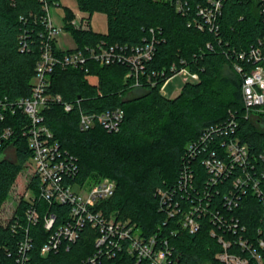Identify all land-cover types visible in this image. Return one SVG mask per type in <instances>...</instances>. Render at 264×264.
Segmentation results:
<instances>
[{"label":"trees","instance_id":"trees-1","mask_svg":"<svg viewBox=\"0 0 264 264\" xmlns=\"http://www.w3.org/2000/svg\"><path fill=\"white\" fill-rule=\"evenodd\" d=\"M55 1L60 0H49ZM204 1L188 0L187 13L183 14L171 0H77L80 10L89 17L95 11L107 14L106 32L74 28L70 25L73 11L65 7V29L72 32L79 47L102 41L110 45L139 44L149 36L150 28L156 30L160 42L153 59L147 62L145 73L139 77V85L134 77L126 76L129 66L118 61L100 65L91 60L82 68L57 66L50 75L49 90L62 94L66 101L76 102L80 98V102L70 112L56 102L43 111L54 137L77 157L79 179L92 181L109 176L117 181L116 192L103 202L105 211L130 219L145 236L166 235L178 264H218L214 254L220 248L209 233L207 221L196 233L179 230L170 235L175 226L170 222L164 224L165 215L159 211L156 191L178 181L188 142L197 138L206 126L225 120L230 111H237L242 139L255 152L264 146V116L260 119L263 126L244 117L242 79L232 64L236 50L249 48L264 34L262 0H227L219 27L202 30L195 26L193 18L198 4ZM42 10L40 0H14V3L0 0V98L15 100L32 91L41 54L37 33L41 27L33 14L39 16ZM23 34L29 49H21L19 36ZM174 62L197 71L200 79L187 82L179 94L169 98L160 92V85ZM163 71L165 75L160 74ZM138 90L139 93L129 96ZM116 107L125 111L119 131L109 132L100 124L88 130L79 128L80 110L99 112ZM25 121L20 111L0 119V131L6 126L14 129L11 142L15 149L14 159L0 151V207L31 154L21 134ZM194 169L200 182L205 170L198 162ZM39 205L42 215L50 208L59 219L68 210L66 205H49L45 200H40ZM26 206L27 202H22L9 222L0 224V264H20L17 247L25 235ZM239 214L249 230L254 231L259 216L255 201H247ZM16 219L20 224L14 230ZM29 231L33 242L30 264H79L95 252L96 231L90 226L83 229L76 241L45 255L41 248L50 230L45 228L43 217ZM96 264H136V260L120 253Z\"/></svg>","mask_w":264,"mask_h":264},{"label":"built area","instance_id":"built-area-1","mask_svg":"<svg viewBox=\"0 0 264 264\" xmlns=\"http://www.w3.org/2000/svg\"><path fill=\"white\" fill-rule=\"evenodd\" d=\"M40 1L43 13L39 16L33 14L35 22L41 27L37 31L41 54L35 67L32 91L15 100L7 96L0 98V119L5 114L15 115L17 111L25 116L21 134L31 151L23 165L27 179L24 194L27 206L23 217L26 224L25 235L18 242L17 261L30 264L33 242L29 228L43 217L45 228L50 230L41 248L44 255L57 251L63 244L76 241L83 229L90 226L96 231L95 252L79 264H96L120 253L133 256L136 264H178L179 259L166 235L160 237L156 233L145 236L130 219L105 211L103 202L114 195L117 181L109 176L92 181L79 179L77 157L63 148L54 137L43 113L54 102L61 103L67 112L80 102V98L76 102L66 101L62 94L49 90L50 75L57 66L82 68L87 67L91 60L100 65L118 61L129 66L126 76L134 77L136 85H139V77L145 73L147 62L153 59L160 42L156 30L150 28L149 36L142 43L131 46L110 45L102 41L84 47L76 44L64 49L57 39L65 26L55 25L50 14V7L60 5V1ZM171 1L175 2L177 11L187 13L188 0ZM226 1L205 0L198 4L193 18L195 26L202 30L218 28ZM11 2L14 3V0ZM260 12L264 15V0L260 4ZM70 25L79 30L93 29L90 18L85 17L81 20L73 17ZM19 38L21 49H29L26 36L23 34ZM207 46L212 47L210 43ZM181 63L185 61L181 60ZM232 64L242 79L244 117L252 120L258 118L259 121L264 116V34L249 48L236 50ZM160 74L165 75V71ZM177 74L185 75L188 80L200 79L197 71L174 62L170 66V74L160 85L161 93ZM79 117L81 130L100 124L109 132H117L125 111L121 107L99 112L80 110ZM239 118L237 111H230L225 120L206 126L197 138L188 142L178 181L159 187L156 191L159 211L165 215L164 224L170 222L175 226L170 229V235H175L179 230L196 233L207 221L209 233L220 247L214 254L218 264H264V146L261 151L255 152L242 139L239 135ZM13 134L11 126L0 131V151L5 156L8 150L14 148L11 142ZM195 162L205 170L200 182L195 174ZM226 177L230 179L226 180ZM40 200L47 201L49 205H66L68 210L62 213L60 219L50 208L42 215ZM250 200L255 201L259 214L254 231L249 230L239 214ZM18 221L16 219L13 224L14 230L20 224Z\"/></svg>","mask_w":264,"mask_h":264},{"label":"rangeland","instance_id":"rangeland-1","mask_svg":"<svg viewBox=\"0 0 264 264\" xmlns=\"http://www.w3.org/2000/svg\"><path fill=\"white\" fill-rule=\"evenodd\" d=\"M65 7H69L74 14V17L81 20V18H90L92 28L97 32H106L108 30V17L107 14L95 11L91 17H89L88 13L80 10L78 7L77 0H60V5H54L50 7V14L52 20L55 25L62 26L64 25V14H65ZM57 43L64 49L72 48L76 45V40L73 37V34L70 30L65 29L57 39ZM187 82H195L193 79H187L185 75L177 74L175 75L165 86L163 94L166 97L173 98L177 94L181 92L184 85ZM138 91H133L129 93V96H133ZM258 118L254 119L257 125L263 126L262 121H258ZM7 157L14 159L15 158V149L12 148L8 150L6 155ZM27 179L26 173L24 171V166L20 173L18 174L16 180L14 181L7 198L3 202L2 206L0 207V224L6 225L10 218L12 217L13 213L17 210L19 205L26 201L25 200V192L27 191ZM90 185H87L89 187ZM78 190V187H75ZM209 264V263H203Z\"/></svg>","mask_w":264,"mask_h":264},{"label":"water","instance_id":"water-1","mask_svg":"<svg viewBox=\"0 0 264 264\" xmlns=\"http://www.w3.org/2000/svg\"><path fill=\"white\" fill-rule=\"evenodd\" d=\"M250 1H254V0H250Z\"/></svg>","mask_w":264,"mask_h":264}]
</instances>
